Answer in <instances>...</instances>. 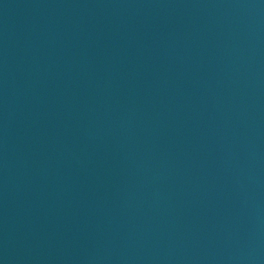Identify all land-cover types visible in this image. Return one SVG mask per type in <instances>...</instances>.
Listing matches in <instances>:
<instances>
[{
    "label": "water",
    "instance_id": "water-1",
    "mask_svg": "<svg viewBox=\"0 0 264 264\" xmlns=\"http://www.w3.org/2000/svg\"><path fill=\"white\" fill-rule=\"evenodd\" d=\"M0 264H264V0H0Z\"/></svg>",
    "mask_w": 264,
    "mask_h": 264
}]
</instances>
